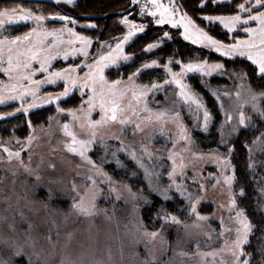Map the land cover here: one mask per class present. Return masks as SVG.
Listing matches in <instances>:
<instances>
[{
    "label": "rangeland",
    "instance_id": "1",
    "mask_svg": "<svg viewBox=\"0 0 264 264\" xmlns=\"http://www.w3.org/2000/svg\"><path fill=\"white\" fill-rule=\"evenodd\" d=\"M76 2L77 0H73L69 4L66 0H59V2L55 0L54 3L50 4L55 6L73 5ZM169 2L170 0H159V3L166 6L169 5ZM174 2L180 8L177 13V19H179V16L185 11L181 8L179 0H174ZM244 2L245 0H216V3L219 4H231L232 11L227 13L201 14L198 18L186 13L199 28H203L209 35L225 44H232L235 43L236 39L249 38V34L243 31V27L256 28L258 23L249 22V24L242 25L229 32L219 21L209 22L203 17L235 15L237 5ZM145 3H149V0H146ZM17 6L30 8L37 14L42 13L46 17L43 22L44 27L48 30L73 28L76 33L91 38L92 44L89 46V56L87 58L79 55L76 57L70 56L65 61L62 56L57 57L53 61V70L65 68L69 64H80L82 61L91 63L98 53H107L115 48L116 43L119 42L118 38H122L128 31V26L121 23L124 16H127L130 21L136 24L145 26V20L151 22L158 18V15L153 18L147 12L141 15L140 9L135 6L133 10L127 11L120 17V23L125 28V33L120 35L121 37L118 36L108 41L100 38L101 30L96 32L93 28L87 27L89 24L98 26L97 21L94 20L95 18L78 20L77 17L63 12H55L42 5H25V3L16 1L0 4V8ZM89 10L93 9L89 8ZM107 11H110V8L98 11L97 13L100 14H92L103 15L102 13ZM57 14L70 17L77 23L73 25L70 22L53 19ZM82 14L86 13H81L79 16ZM104 18L103 22L110 19L109 15H105ZM164 25L174 28L171 24ZM32 27H35L32 22L10 26L7 31L3 32V35L9 37L20 35ZM217 28L228 32L229 39L223 40L218 37ZM174 29L180 35L183 32L182 27ZM181 36L183 37V35ZM70 38L67 33L63 34L64 40ZM48 39L50 41L52 38L49 37ZM187 41L191 42V40ZM194 45L206 48L224 58L240 57L238 55L224 56L214 49L200 44ZM75 46L79 47V43ZM62 47H67V45H62ZM202 61H207L208 64L220 63L224 65L223 69L214 71L211 75L194 71L181 78L182 82L188 86L186 91H189L195 99H198L203 107L197 109L195 104L189 105L183 102L177 96L179 87L175 83L162 87L160 91L150 92L146 97L148 107L153 112L164 109L179 112L180 123L185 127L189 140L179 141L176 124L167 116L164 120L156 121L153 119L151 122L137 120L135 116H132L133 120L141 124L140 129H136L134 125L122 126L119 123L101 127L98 129L97 135L98 138L102 137L103 143H95L87 155L91 157L102 173H106V176L98 173L92 165L88 164L79 155L68 152L65 146L68 138L61 129V126L65 123L73 125L74 130L79 134V138H87V131L79 128V122H73L67 112L60 113L57 111V104L64 109H78L81 100L87 99V94L81 96L79 89H74L64 99L73 97L76 93L80 96L79 104L64 106L60 104L64 100L54 102L51 105H54L55 111L47 117L45 123H33L31 126L28 124L25 130H21L23 133L19 135L15 132L0 130V260L8 261L9 264H28L27 257L13 256L16 246L23 245L26 252L35 251L40 254L39 264H68L69 261L75 262V264H144V261L149 258V251L156 258L154 264H221L222 261L223 264H232L231 254L221 249L224 248L226 239L235 238L234 229L238 226L235 220L236 211L243 209L237 206L234 211L229 212L231 196L233 193L235 194L236 176L234 165L231 162L232 151L229 152L232 147L228 145V142L241 129L251 127L256 119L264 117L254 111L251 104L248 103L251 100L249 89L252 92L260 93L264 92V88L260 86V81L257 87L254 86L245 71L226 69L222 60H190L184 64ZM34 67H38V65L34 64ZM169 67L173 72L179 73L181 71V68L175 69L170 65ZM85 71H87L86 68L76 74L83 76ZM257 75L261 77L258 68ZM221 76L226 78V83H217L208 87L212 91L218 108L219 117L217 119L212 114V108L210 109L207 106L209 102L206 101L207 99L200 92L201 90L195 86L194 80L197 79V84L203 85L204 82L208 84L209 79L222 78ZM127 78L120 77L117 79L130 83ZM34 79L40 80L43 79V76L37 73ZM169 79L171 77L167 73L165 80ZM0 80L6 81L7 77L0 74ZM165 80L155 83L163 84ZM134 82L138 85H151L142 84L136 79H134ZM63 88L62 81H58L55 85L45 84L41 86L38 92V105H42L41 101L48 93L55 95L62 92ZM159 95L163 97L159 98ZM130 99L131 93L129 92L124 103H127ZM31 102V97H27L24 104L27 106ZM19 107L20 101H8L5 104H0V109L3 108L7 113L8 111L15 112V109ZM139 107L143 108V103ZM259 107L264 109V101L259 104ZM205 110L209 113L206 129L203 116ZM241 111L247 117L245 125L239 123ZM77 114L81 115L80 113ZM145 115L147 113L141 112L142 117ZM229 116L231 119L228 118ZM92 118H100L98 110L93 112ZM161 126L164 127V132L159 131ZM214 128L217 132L215 145L204 146L206 143L197 137L200 135L206 137ZM30 135L34 139L31 143H28L27 138ZM221 139L224 143H221ZM173 141H177L175 148H173ZM98 144L100 151L96 156H93L92 150ZM24 145L27 146L21 151ZM5 147L12 152L20 151V157L12 156L9 158L8 152L3 150ZM145 149H147V152L144 151ZM133 151L137 159H133L131 155ZM170 151L178 153L175 157L177 164L183 162L186 166L184 171L187 179L177 178L176 183L183 184L186 192L193 193V199L202 198L197 205V210L201 215L208 216L209 219L199 221L200 226L193 227L196 217L190 214V210L187 218H181L170 213L177 216L181 223L165 224L162 219L160 228H147L149 231L159 230L160 236H157L154 240H147L140 237V234L136 232V227L140 223L145 225L142 210L151 203L150 195L155 191L154 189L157 187L163 189L171 183L168 172L172 170V162L167 158ZM249 151L252 166L255 168L261 167L264 171V137L255 140L249 146ZM148 153L152 154V159H149ZM217 156L229 159L232 167L225 169L222 164L215 163L214 160ZM127 160H133L137 164V167L144 174V180L154 191L149 187L147 190L134 189L133 184L126 182L123 178H117L107 168L110 163L125 168L124 164ZM138 160L142 161L145 167H140ZM145 168L148 169V175L145 173ZM225 175H234L235 179L231 186L224 182ZM37 176L40 177L39 180L36 179ZM89 176L93 177L96 181L95 184L88 179ZM129 176L131 179L138 177L135 172H132ZM157 179H160V181ZM163 179L166 182H163ZM193 180L196 183H193ZM201 184L204 185L203 189L200 188ZM94 192L100 194L96 197V208L93 215L86 217L73 209V204L78 202L81 196L85 197L86 200H90ZM155 192L164 198L162 192ZM172 194L184 198L176 191L175 187L167 193L169 198ZM187 203L189 204L188 201ZM244 215L254 228L245 212ZM221 219H223V225ZM29 224L32 225L30 232L27 231ZM185 224L189 225L187 229L184 227ZM228 228L233 229V231L228 233L225 231ZM222 231L225 233L224 236L220 235ZM161 236H163V240H161ZM137 240H139L138 243ZM249 242L244 246L246 253H248L247 245ZM212 251L217 252L214 259L211 256L198 254Z\"/></svg>",
    "mask_w": 264,
    "mask_h": 264
},
{
    "label": "snow or ice",
    "instance_id": "2",
    "mask_svg": "<svg viewBox=\"0 0 264 264\" xmlns=\"http://www.w3.org/2000/svg\"><path fill=\"white\" fill-rule=\"evenodd\" d=\"M59 2V0H58ZM71 4L73 0H66ZM132 4H140V0H131ZM216 2V0H212ZM150 5V6H149ZM248 5H251L250 7ZM205 6V0H201V7ZM180 8L175 4L174 0H170L169 5L159 3V0H149V3L140 4V14L144 15L147 12L155 19L157 25L171 24L174 28H183V38L185 40H191L193 44H200L204 47L214 49L216 52L222 53L224 56H240L247 57L258 68V73L264 78V0H245L244 3L237 5V11L235 15L228 16H205L203 19L212 21H219L225 29L229 32L234 29L247 25L249 22H257L258 27H243V31L249 34L248 39H236L235 43L225 44L221 40L209 35L203 28H199L193 19L188 16L186 12L179 16L177 19V13ZM243 14V15H242ZM53 19H59L64 22H70L75 25L77 22L67 16H59L57 14ZM46 17L41 13L37 14L30 8H23L20 6L12 8H0V74L7 77L6 81L0 80V104H5L8 101H20V107L15 109V112L0 113V119L12 116L15 113L23 112L28 113L30 109L37 108L39 105L38 92L41 86L45 84H57L58 81H62L64 88L62 92H58L55 95L48 93L41 101L42 103L58 102L62 97H68L74 89H79L81 96L87 94L86 100H81L80 107L78 109H64L60 108L57 104V111L60 113L67 112L71 116L73 122H79V128L87 131V138H79V134L74 130L72 124L65 123L61 126L64 135L68 138L65 146L70 153L79 155L88 164L92 165L98 173H102L99 167L87 155L90 148L97 142L103 143V139L98 138V129L108 126L113 123H119L122 126L134 125L136 129H140L141 124L132 119L135 116L137 120H143L151 122L153 119L156 121L164 120L167 116L169 119L175 122L176 128L179 132V141H188L189 137L187 131L182 123H180V113L171 109H164L161 111L153 112L148 107L146 97L150 92L160 91L162 87L175 83L179 87L177 96L185 103L189 105L195 104L197 109L203 107L198 99H195L193 95L186 91L188 87L182 82V77L189 72H202L211 75L212 72L223 69L224 65L220 63L208 64L207 61L198 63L189 62L182 64L180 61L169 60L163 67L167 73L170 74L171 79L165 80L163 84L153 82L151 85H138L134 82V79L139 77L145 70L151 69L157 66V61L152 60L151 63H144L141 67L137 68L135 72L128 76L130 83H125L122 79L109 80L105 75L106 69H110L113 66L119 67L122 62L131 61L134 58V54H125L124 45L129 41H132L137 33H142L145 30V25L136 24L130 21L127 16H124L121 23L128 26V31L122 38H118L119 42L116 43L115 48L107 53H98L91 63L81 62L80 64H69L65 68L53 70V61L57 57H63L65 61L69 57L83 56L87 58L89 56V46L92 44L91 38L76 33L73 28H61L48 30L44 27L43 22ZM32 22L35 27L30 28L27 32L20 35L9 37L3 35V32L7 31L10 26H16L20 24H27ZM87 27L94 28L96 25L89 24ZM67 33L68 40L63 39V34ZM49 37L52 39L49 41ZM164 38H170L168 32L163 33ZM74 38V39H72ZM161 39V38H158ZM79 43V47L75 45ZM67 45V47H62ZM103 46V44H102ZM157 43H151L147 45L146 49L142 51H151L157 48ZM177 63L181 64V71L179 73L173 72L169 67V64ZM34 64L38 67H34ZM83 76L76 74L78 71H83ZM40 73L43 79L37 80L34 77ZM251 92V100L248 103L254 111L258 112L261 116H264V109L259 107V104L264 101V92L256 93ZM131 93V99L127 103H124L128 93ZM239 95V93H237ZM27 97H31L32 102L25 106L24 101ZM143 103V108L139 106ZM85 105L87 106L85 108ZM99 112V119H93V112ZM141 112L147 113L145 116H141ZM80 113L81 115H78ZM131 113V115H129ZM204 127L207 128L209 120V113L204 111ZM231 119V117H228ZM247 117L243 111L239 114L240 125H245ZM31 126V121L28 122ZM164 127L161 126L159 131L164 132ZM34 139L33 136L27 138V142L31 143ZM173 148L176 147L177 141H173ZM221 143H224L221 139ZM22 146L21 151L24 150ZM8 152L9 158L15 156L20 157V151L12 152L8 148L3 149ZM147 152V149L144 150ZM232 149H229L231 152ZM115 155V154H114ZM133 159H137L135 152L131 153ZM178 153L170 151L168 159L172 162V170L168 172V177L171 183L165 188L159 187L154 190L162 192L164 199H169L167 195L168 191L175 187L181 196L189 202L190 214L196 217V222L193 227H199V221H207L208 216L201 215L197 210L201 197L193 199V193L186 192L183 184H177L176 179H187L185 174V165L183 162L177 164L175 157ZM149 159H152V154L148 153ZM215 163L222 164L225 169L231 168L230 160L222 156H217L214 160ZM23 163V161H21ZM140 167H145L143 162L138 160ZM179 169V171H178ZM234 171V169H233ZM145 173L148 175V169L145 168ZM40 179L39 176L36 177ZM93 184L96 181L92 176L88 177ZM110 179V178H109ZM234 175H225L224 182L231 186L234 182ZM193 183H196L193 180ZM75 187V186H74ZM203 189L204 185H200ZM114 190V189H113ZM99 192H94L90 200H86L81 196L78 202L73 204V209L84 216H91L94 214L96 208V197ZM240 195H243V189H241ZM237 207L235 194L233 193L230 200L229 212L231 213ZM163 214V222L165 224H180L181 221L175 215H171L164 209H161ZM235 220L238 226L235 227V238L226 239L224 248L221 250L228 251L233 260L232 264H250V254L246 253L244 246L249 242V236L252 233L253 226L248 222L247 217L244 215L243 210L236 211ZM223 225V219H221ZM185 229L189 225H184ZM32 225L29 224L27 231H31ZM228 233H231L233 229H225ZM136 232L140 234V237L147 240H154L157 236H160V231H149L147 227L140 223L136 227ZM224 231L220 233L224 236ZM50 239V237H49ZM163 240V236H161ZM137 243L139 240L136 241ZM183 254V253H182ZM201 256H211L213 259L217 255L216 251L207 253H198ZM264 255V253H262ZM14 257H27L28 264H39L40 254L38 252L28 253L25 251L23 245H17L13 252ZM155 256L149 251V258L144 261V264H154ZM0 264H9L8 261L0 260ZM68 264H75V262L69 261ZM223 264V261L221 262Z\"/></svg>",
    "mask_w": 264,
    "mask_h": 264
},
{
    "label": "trees",
    "instance_id": "3",
    "mask_svg": "<svg viewBox=\"0 0 264 264\" xmlns=\"http://www.w3.org/2000/svg\"><path fill=\"white\" fill-rule=\"evenodd\" d=\"M14 2V0H0V4ZM25 3V5H37L50 8L58 13H67L78 20H84L85 18L79 16L81 13L92 14L97 13L105 8H110V11L103 12V15H109V21H104L103 17H96L94 20L98 26L94 27L93 30L100 33V38L111 41L120 35L125 33V28L120 23V17L123 16L121 11L127 10L131 5V0H77L73 5H59L55 6L46 2H34V1H16ZM179 4L183 11L191 14L198 18L201 14H212V13H227L232 11L231 4H219L208 0L205 2V6L201 7V0H179ZM59 7V8H58ZM92 8L93 10H89ZM47 10V9H46ZM85 10V11H84ZM133 10V9H132ZM127 13V12H126ZM100 14V13H97ZM144 32L137 33V36L125 44V54L132 55L134 58L131 61L122 62L119 67L113 66L106 70V76L109 79L127 78L135 70L141 67L144 63H151L152 60H156L157 66L145 70L139 77L135 78L142 84H152L153 82H162L167 78L166 70L163 65L167 64L169 60L180 61L182 64L192 60H211V61H224L226 69L230 70H243L247 73L249 80L252 81L254 86H260L264 88V81L262 77L257 75V67L247 58L236 57V58H224L212 51L195 46L190 41L185 40L176 29L167 25H157L154 21H147ZM102 28V29H101ZM168 32L170 38H164L163 33ZM219 33L218 37L223 40H228V32L222 31L217 28ZM121 37V36H120ZM161 38V39H158ZM157 43L158 47L149 51H142L146 49L148 44ZM175 69H180L181 64L172 63L169 64ZM226 71V70H225ZM209 79L208 84L205 82L203 85L197 84L198 80H194L195 86L201 90L200 92L207 99L208 107L212 108V114L218 119L219 112L213 97L212 91L208 88L209 86L217 83H226L225 77L221 76ZM162 98V95L158 96ZM64 100V99H63ZM80 102V96L76 93L70 98L62 101L60 104L64 106H76ZM14 111V110H13ZM54 105H40L35 109H32L29 113H15L12 116L0 119V130L15 132L18 135L25 130L28 126V122L31 124L43 122L50 114L54 113ZM7 113L3 108L0 109V113ZM9 113V111H8ZM214 131V132H213ZM209 135L206 137L200 135L199 138L206 143L204 146H213L216 141V128H214ZM260 137H264V117L256 119L251 127L241 129L235 135H233L228 142V145L232 147L231 162L235 168V183L234 192L236 196L237 206L242 208L245 214L249 217L251 223L254 225L250 242L247 245V252L251 255V264H264V171L261 167H253L250 160L249 146ZM223 148V147H222ZM226 149V147H224ZM222 150V149H219ZM99 144L92 150V155L96 156L99 153ZM125 168H121L116 164H108L107 168L112 171L114 176L117 178H123L126 182L133 184L134 189L147 190L149 187L152 191V187L148 185L144 180V174L137 167V164L132 160H127L124 164ZM137 170V172H136ZM132 172H135L138 177L131 179L129 176ZM123 176V177H122ZM163 177V176H161ZM160 181V179H157ZM156 180V181H157ZM154 182V184L156 183ZM163 182H166L163 179ZM243 189V195H240V191ZM150 195V194H149ZM151 203L144 207L142 210L143 221L145 226L149 229H157L162 225L164 209L168 213H173L181 218H187L189 215L190 205L184 198L179 197L177 194H172L171 197L165 200L155 191L152 192ZM211 206V205H210ZM202 209V208H201ZM211 209V208H210ZM209 209V210H210ZM203 211V210H202Z\"/></svg>",
    "mask_w": 264,
    "mask_h": 264
},
{
    "label": "water",
    "instance_id": "4",
    "mask_svg": "<svg viewBox=\"0 0 264 264\" xmlns=\"http://www.w3.org/2000/svg\"><path fill=\"white\" fill-rule=\"evenodd\" d=\"M14 1H34V2H46V3H54V1L55 0H14ZM134 8V4H132L127 10H123V11H121V12H119V13H121V14H124V13H126L127 11H129V10H132ZM103 16H105V15H93V14H83L82 15V17H84V18H96V17H103ZM71 94V93H70ZM69 94V95H70ZM66 97H62L61 98V100H63V99H65ZM54 102H56V101H54ZM53 102V103H54ZM53 103H43V105H49V104H53Z\"/></svg>",
    "mask_w": 264,
    "mask_h": 264
},
{
    "label": "built area",
    "instance_id": "5",
    "mask_svg": "<svg viewBox=\"0 0 264 264\" xmlns=\"http://www.w3.org/2000/svg\"><path fill=\"white\" fill-rule=\"evenodd\" d=\"M146 0H140V4H145ZM140 4H136V6H138V8L140 9Z\"/></svg>",
    "mask_w": 264,
    "mask_h": 264
}]
</instances>
